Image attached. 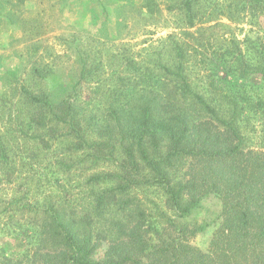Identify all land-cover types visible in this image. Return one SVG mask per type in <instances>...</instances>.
<instances>
[{
  "label": "trees",
  "instance_id": "16d2710c",
  "mask_svg": "<svg viewBox=\"0 0 264 264\" xmlns=\"http://www.w3.org/2000/svg\"><path fill=\"white\" fill-rule=\"evenodd\" d=\"M253 48L254 56L226 48L232 52L221 60L235 78L260 80L248 97L214 79L195 89L178 45L172 63H158L156 90L108 103L101 119L75 98L27 92L40 108L36 128L59 131L60 171L82 181L78 192L29 208L38 218L30 247L16 259L2 255L0 264H264V140L254 149L243 130L247 111L264 114V41ZM155 190L164 209L147 205ZM210 194L221 202V226L202 250L191 238L204 227L186 217Z\"/></svg>",
  "mask_w": 264,
  "mask_h": 264
},
{
  "label": "rangeland",
  "instance_id": "374dc122",
  "mask_svg": "<svg viewBox=\"0 0 264 264\" xmlns=\"http://www.w3.org/2000/svg\"><path fill=\"white\" fill-rule=\"evenodd\" d=\"M263 1L192 0L187 13L185 0H0V146L6 152L0 158V263L2 255L16 259L30 247L27 233L38 218L29 208L41 209L43 198L54 201L66 189L78 192L82 181L60 171L59 131L50 136L54 131L36 128L32 119L41 112L27 92L39 98L48 92L54 102L75 98L77 108L101 119L108 103L156 90L158 63H172L178 45L195 89L214 79L226 92L245 89L248 97L259 91L260 80L235 78L222 58L232 52L226 48L255 55L254 45L264 41ZM246 116L243 130L259 150L264 114ZM148 197V206L164 209L159 191ZM221 211L210 194L186 217L191 226L204 227L193 245L207 249ZM97 249L101 257L104 247Z\"/></svg>",
  "mask_w": 264,
  "mask_h": 264
}]
</instances>
